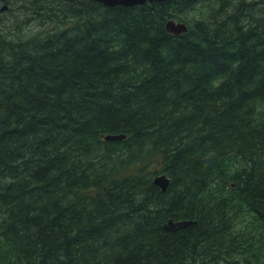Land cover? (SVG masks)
<instances>
[{"label":"trees","instance_id":"1","mask_svg":"<svg viewBox=\"0 0 264 264\" xmlns=\"http://www.w3.org/2000/svg\"><path fill=\"white\" fill-rule=\"evenodd\" d=\"M0 264H264V0H0Z\"/></svg>","mask_w":264,"mask_h":264},{"label":"water","instance_id":"2","mask_svg":"<svg viewBox=\"0 0 264 264\" xmlns=\"http://www.w3.org/2000/svg\"><path fill=\"white\" fill-rule=\"evenodd\" d=\"M104 4L107 5H116V4H125V5H135L139 3H145L147 1H153V0H98ZM162 1V0H160ZM8 7V3H4L1 9H6ZM166 27L170 32L180 34L184 31L188 30V24L185 21L182 20H176L174 18H170L166 22ZM125 133H108L105 135L106 139H120L125 137ZM154 181L159 184L164 190L167 189L170 177H168L165 173L158 174ZM193 220L191 219H181V220H174L169 219L165 223V227L168 229H177L181 227H185L189 224H191Z\"/></svg>","mask_w":264,"mask_h":264},{"label":"rangeland","instance_id":"3","mask_svg":"<svg viewBox=\"0 0 264 264\" xmlns=\"http://www.w3.org/2000/svg\"><path fill=\"white\" fill-rule=\"evenodd\" d=\"M192 17H198L199 16V10L195 9L194 11L191 12Z\"/></svg>","mask_w":264,"mask_h":264},{"label":"bare ground","instance_id":"4","mask_svg":"<svg viewBox=\"0 0 264 264\" xmlns=\"http://www.w3.org/2000/svg\"><path fill=\"white\" fill-rule=\"evenodd\" d=\"M126 7V6H125ZM175 19V18H174ZM182 35V34H181ZM180 36V35H179Z\"/></svg>","mask_w":264,"mask_h":264}]
</instances>
